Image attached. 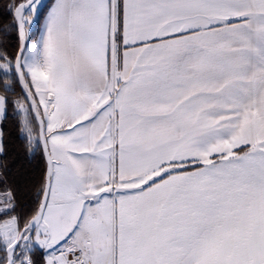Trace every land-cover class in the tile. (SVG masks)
<instances>
[{"label":"snow or ice","instance_id":"snow-or-ice-1","mask_svg":"<svg viewBox=\"0 0 264 264\" xmlns=\"http://www.w3.org/2000/svg\"><path fill=\"white\" fill-rule=\"evenodd\" d=\"M9 13L0 84L22 99L0 116L37 125L46 168L31 219L0 221V264H264V0Z\"/></svg>","mask_w":264,"mask_h":264},{"label":"trees","instance_id":"trees-1","mask_svg":"<svg viewBox=\"0 0 264 264\" xmlns=\"http://www.w3.org/2000/svg\"><path fill=\"white\" fill-rule=\"evenodd\" d=\"M16 2L17 0H0V47L10 53H15L20 43L16 31L9 27L13 23L9 6ZM52 3L53 0H47L44 5L50 6ZM41 11L46 15L47 7L42 8ZM40 31L39 25L33 26L30 30V38L37 39ZM15 89V93H6L0 84V94L9 96L11 100L21 96L19 86H15ZM1 129L0 190L8 191L12 197L15 211L11 215L28 221L37 208V191L44 175L46 160L42 150L37 148L32 151L28 139L22 135L19 117L11 104L6 105ZM4 217L0 216V218ZM36 256L40 264H43L39 251Z\"/></svg>","mask_w":264,"mask_h":264},{"label":"rangeland","instance_id":"rangeland-1","mask_svg":"<svg viewBox=\"0 0 264 264\" xmlns=\"http://www.w3.org/2000/svg\"><path fill=\"white\" fill-rule=\"evenodd\" d=\"M47 2V0H42V3L43 4H45ZM33 28V27H32ZM31 28V29H32ZM31 29H29L28 31H29V34H30V30ZM7 82H9V81H6L5 83H7ZM22 99V97L21 96H17V97H15L14 99H13V101H16V100H21ZM13 108H14V111H15V113L18 115V117H19V120H20V123H21V133H22V135L24 136V137H26L27 139H28V141H29V143H30V145H31V148H32V151H35L36 149H37V147H36V143H35V141H36V137H37V134H38V128H37V125L35 124V123H32L33 125H32V135L34 134V137H30V138H28V132H27V130L25 129V126H24V121H25V117H24V115H23V113L21 112V110L19 109V108H17V107H15L14 105H13ZM30 119V118H29ZM1 200V199H0ZM9 217H12V215L11 216H5L4 218H0V221H3V220H5V219H9Z\"/></svg>","mask_w":264,"mask_h":264},{"label":"crops","instance_id":"crops-1","mask_svg":"<svg viewBox=\"0 0 264 264\" xmlns=\"http://www.w3.org/2000/svg\"><path fill=\"white\" fill-rule=\"evenodd\" d=\"M39 36H40V34H39ZM39 36H38L37 39H39ZM5 114H6V111L3 114V116H0V153L2 152V129H1V122H2ZM32 125L33 124H31V127H32ZM31 136L34 137V134L31 135ZM6 196H10L11 197V195H10V193L8 191L0 190V199H1L0 200V209L5 208V207H11V206H13V201L12 200H11V204L6 203V201H5V197ZM12 217H16V216L15 215H12ZM9 218H11V217H9Z\"/></svg>","mask_w":264,"mask_h":264},{"label":"water","instance_id":"water-1","mask_svg":"<svg viewBox=\"0 0 264 264\" xmlns=\"http://www.w3.org/2000/svg\"><path fill=\"white\" fill-rule=\"evenodd\" d=\"M44 154V153H43ZM44 157H45V155H44ZM46 160V159H45Z\"/></svg>","mask_w":264,"mask_h":264}]
</instances>
